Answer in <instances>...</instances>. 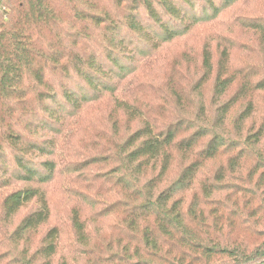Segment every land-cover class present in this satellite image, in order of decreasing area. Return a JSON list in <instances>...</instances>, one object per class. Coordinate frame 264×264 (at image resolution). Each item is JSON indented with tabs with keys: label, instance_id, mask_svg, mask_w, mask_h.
Returning <instances> with one entry per match:
<instances>
[{
	"label": "trees",
	"instance_id": "16d2710c",
	"mask_svg": "<svg viewBox=\"0 0 264 264\" xmlns=\"http://www.w3.org/2000/svg\"><path fill=\"white\" fill-rule=\"evenodd\" d=\"M246 2L0 0V264H264V5L239 65L216 32ZM107 100L114 135L77 160Z\"/></svg>",
	"mask_w": 264,
	"mask_h": 264
},
{
	"label": "rangeland",
	"instance_id": "374dc122",
	"mask_svg": "<svg viewBox=\"0 0 264 264\" xmlns=\"http://www.w3.org/2000/svg\"><path fill=\"white\" fill-rule=\"evenodd\" d=\"M264 0H248L246 4L241 3L239 7L234 8L230 10L225 16L221 18L223 24L225 25V28L228 27L231 31L228 29H221L218 28L216 29V32L218 34H221L223 37V43L228 45V46H235L236 48L234 49V55H235V60L238 62V65L240 63L239 57L242 56V52L239 51L240 46H242V43H246L248 39V34L245 30V28H241V20L244 18V16L248 15H255L256 11L258 8V5H264L263 3ZM185 42L182 44H179L178 46H174L170 48V53L171 51H176V53H182L184 50L187 48L185 47ZM184 45V46H182ZM173 53V52H172ZM171 78L173 81L178 80L177 76H172ZM114 106V102L107 100L104 103H101L100 105H93L90 107L86 113L82 116L83 121L80 122V124L76 125L74 129V137L70 140L72 142L73 147H75L76 150H79L80 155H78L77 160H81L87 157H90L92 154L96 155H103L105 152L104 150H101V146L105 144L106 142V136L103 135L104 132H106L109 136H113V128H112V123H110L107 127L105 126V122L107 120L108 114L111 112L110 109ZM88 128L92 129H97L94 131H91V133H88L89 131ZM107 148H110L109 145H107ZM68 164L74 165L73 160H76L72 157H68ZM72 168V166H71ZM110 168L109 166L102 165V164H96L92 165L91 168L84 170L87 172L86 174L89 176V178H92L93 175L100 176L102 172H106ZM72 170V169H71ZM63 172H69L70 169H68L66 166L62 167ZM90 175H89V174ZM63 180V179H62ZM64 182V181H63ZM56 185V184H55ZM71 186V185H69ZM23 185L17 184L13 187L15 188H22ZM76 187V186H74ZM73 187V188H74ZM46 189L48 186L45 187ZM10 192L9 189H1L0 190V203L2 199L6 196V194ZM48 197L50 204L52 206V218L51 221L48 225L44 227V229H48L51 226L55 224H63L66 226L69 223V214L70 210L72 209V204L69 203L67 198H63L59 191H54L52 186L48 188ZM33 206H27L25 207L20 215L16 218L15 223L17 224L22 217L27 215L30 211H32ZM84 209L86 211H90V206H85ZM85 215L87 216V213L85 212ZM6 224L4 225L6 229ZM13 229L12 227L8 226L7 231L9 233ZM43 229V230H44ZM35 238H37L35 236ZM33 239V241L35 240ZM1 243V241H0ZM2 250V249H1Z\"/></svg>",
	"mask_w": 264,
	"mask_h": 264
}]
</instances>
